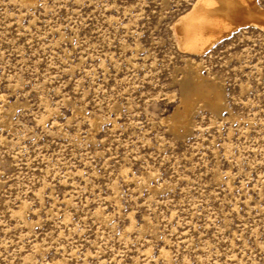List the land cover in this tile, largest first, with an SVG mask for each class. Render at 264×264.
<instances>
[{"label":"rangeland","instance_id":"1","mask_svg":"<svg viewBox=\"0 0 264 264\" xmlns=\"http://www.w3.org/2000/svg\"><path fill=\"white\" fill-rule=\"evenodd\" d=\"M195 2L0 0V264H264V32Z\"/></svg>","mask_w":264,"mask_h":264},{"label":"bare ground","instance_id":"2","mask_svg":"<svg viewBox=\"0 0 264 264\" xmlns=\"http://www.w3.org/2000/svg\"><path fill=\"white\" fill-rule=\"evenodd\" d=\"M249 26L264 32V9L259 0H196L191 11L176 23L174 32L183 51L203 53L221 43L233 32ZM194 83L189 77L184 82L187 89L186 114H190L198 104L204 102L214 109L221 108L222 97L218 92L197 94L190 90ZM185 118L181 117L175 127H187Z\"/></svg>","mask_w":264,"mask_h":264}]
</instances>
